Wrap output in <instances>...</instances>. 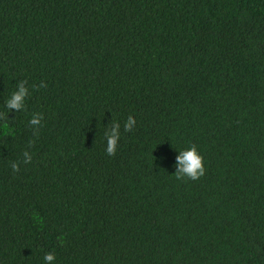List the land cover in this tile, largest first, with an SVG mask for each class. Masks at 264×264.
Here are the masks:
<instances>
[{"label": "trees", "instance_id": "obj_1", "mask_svg": "<svg viewBox=\"0 0 264 264\" xmlns=\"http://www.w3.org/2000/svg\"><path fill=\"white\" fill-rule=\"evenodd\" d=\"M0 264H264V0H0Z\"/></svg>", "mask_w": 264, "mask_h": 264}, {"label": "clouds", "instance_id": "obj_2", "mask_svg": "<svg viewBox=\"0 0 264 264\" xmlns=\"http://www.w3.org/2000/svg\"><path fill=\"white\" fill-rule=\"evenodd\" d=\"M23 92H24V89L21 87L19 93L14 92V93H12V95L16 96L18 98L19 95L23 94ZM7 106L9 108L20 107V105L12 104L11 101H9V100L7 101ZM130 120H131V118H130ZM31 122H35V121H31ZM109 142H111V140ZM181 152H182V155L179 157V159L187 160V161L191 162L190 164L187 165V167L185 169L186 174H184V175H186L190 179H196V178H198V176L202 175L204 169L202 167L201 157L197 154L196 149L194 147H189L185 150H182ZM177 175L179 177V175H181V173L177 172ZM43 259L46 262H50L53 260V255L51 253H45Z\"/></svg>", "mask_w": 264, "mask_h": 264}]
</instances>
